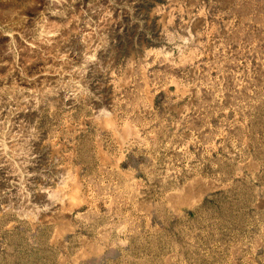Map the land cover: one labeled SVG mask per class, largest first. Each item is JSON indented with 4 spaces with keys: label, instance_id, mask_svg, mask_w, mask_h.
<instances>
[{
    "label": "rangeland",
    "instance_id": "obj_1",
    "mask_svg": "<svg viewBox=\"0 0 264 264\" xmlns=\"http://www.w3.org/2000/svg\"><path fill=\"white\" fill-rule=\"evenodd\" d=\"M0 264H264V0H0Z\"/></svg>",
    "mask_w": 264,
    "mask_h": 264
},
{
    "label": "bare ground",
    "instance_id": "obj_2",
    "mask_svg": "<svg viewBox=\"0 0 264 264\" xmlns=\"http://www.w3.org/2000/svg\"><path fill=\"white\" fill-rule=\"evenodd\" d=\"M50 198H51V195H50Z\"/></svg>",
    "mask_w": 264,
    "mask_h": 264
}]
</instances>
